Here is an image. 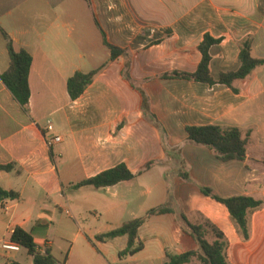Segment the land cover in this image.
I'll return each instance as SVG.
<instances>
[{
  "label": "crops",
  "instance_id": "crops-1",
  "mask_svg": "<svg viewBox=\"0 0 264 264\" xmlns=\"http://www.w3.org/2000/svg\"><path fill=\"white\" fill-rule=\"evenodd\" d=\"M259 1L152 0L154 7L145 12L137 0H0V74L9 64L2 31L15 51L31 56L27 109L0 79V165L12 164L0 170V186L18 193L0 201V264H20L21 249L29 258L25 264H32L25 248L2 249L16 226L31 232L54 264H164L167 253L197 248L180 213L193 224L207 219L224 233L230 264H263L259 250L245 246L249 241L242 240L227 208L200 187L222 198L246 195L264 202V67L234 81L237 91L159 77L194 72L204 33L223 37L210 49L215 81L238 68L239 42L248 35L253 54L264 57ZM102 33L126 55L110 60ZM103 64L71 100L67 80ZM138 88L148 98V114ZM202 125L248 132L246 157L255 163L223 162L207 147L188 143L185 128ZM50 135L61 141L47 145ZM151 160L150 169L116 185L73 187L119 163L137 172ZM182 171L189 180L179 176ZM159 205L172 212L146 219L138 230L140 251L119 258L126 236L95 239Z\"/></svg>",
  "mask_w": 264,
  "mask_h": 264
},
{
  "label": "trees",
  "instance_id": "trees-1",
  "mask_svg": "<svg viewBox=\"0 0 264 264\" xmlns=\"http://www.w3.org/2000/svg\"><path fill=\"white\" fill-rule=\"evenodd\" d=\"M258 11L261 15L264 14V9H262L260 1ZM2 34L6 40L9 64L7 69L0 74V79L21 107L27 109L30 98L28 75L31 66V56L25 50L15 51L7 34L3 31ZM102 35L103 43L110 51V60L126 55L124 49L110 44L105 39L104 33H102ZM222 40L223 37H213L209 33H204L201 42L197 46V50L201 54V59L194 72L172 70L161 74L159 77L162 79L192 80L208 83L210 85L217 83L226 85L233 91H237L233 88L232 83L236 80L245 79L259 68H263L264 57H256L253 54V38L248 35L239 42L238 68L235 71L220 73L217 81H215L211 76L209 67L211 60L210 49L213 45L221 43ZM104 65L105 64L87 73L75 72L67 80V91L71 100H75L83 94L87 86L92 83L95 75ZM124 76L132 83L128 70H125ZM138 91L142 99L141 109L144 113L148 114V98L143 90L138 88ZM185 131L187 133L186 141L188 143L207 147L220 161L247 160L249 164L255 163L254 160L246 157V146L249 140L248 132H244L236 127L219 125L187 126ZM154 163V160L145 163L137 172H132L125 163H119L112 168L103 170L92 177L77 182L73 187L90 186L99 189L113 186L119 182L136 177L142 172L150 169ZM262 164H264V162H262ZM247 167H249V165H247ZM11 169L12 164L0 165V170L9 171ZM179 176L184 180H189L188 173L185 171L179 172ZM200 191L205 196L223 204L227 208L230 218L242 240H249L251 214L263 205V200L246 195L222 198L216 195L211 188L206 186L200 187ZM17 196V192L4 190L0 186V201L14 199ZM171 212L172 209L167 205L152 207L143 216L125 221L121 226L115 229L96 235L95 239L98 241H107L115 237L126 236V245L118 252L119 258H124L143 248V243L138 237V230L147 218L153 215ZM180 217L189 228L190 235L195 240L197 248L180 254L167 253L168 259L164 264H187L192 261H196L197 264H230L227 259L229 243L224 233L218 227L207 219L202 218L199 223L193 224L188 221L183 213H180ZM210 236L211 239L209 238ZM10 241L27 250V253L32 256V264L55 263L54 258L48 252H39L31 232L22 227H14L10 236Z\"/></svg>",
  "mask_w": 264,
  "mask_h": 264
},
{
  "label": "rangeland",
  "instance_id": "rangeland-1",
  "mask_svg": "<svg viewBox=\"0 0 264 264\" xmlns=\"http://www.w3.org/2000/svg\"><path fill=\"white\" fill-rule=\"evenodd\" d=\"M137 1L141 8H143V10L145 9V12H149L154 7V3L152 2V0ZM260 2L262 5V9H264V0H260ZM201 219L199 220L201 221ZM250 220V240H247L249 242L248 245L246 244L245 246H248L253 250L254 248L255 250H259V252L263 255V257H261V261L264 264V207L252 214ZM209 238L211 239V236ZM18 256L21 261L20 264H25V260H27L28 257L24 249H21V251L18 253Z\"/></svg>",
  "mask_w": 264,
  "mask_h": 264
},
{
  "label": "built area",
  "instance_id": "built-area-1",
  "mask_svg": "<svg viewBox=\"0 0 264 264\" xmlns=\"http://www.w3.org/2000/svg\"><path fill=\"white\" fill-rule=\"evenodd\" d=\"M108 5H109L108 7L111 8V5H112L111 2L108 3ZM45 141H46L47 145L52 146L53 144L60 142L61 141V137L60 136H56V135H50V136H46L45 137ZM19 247L20 246L18 244L14 243L12 241H7V242H4L2 244V249L5 250V251H10V252L18 251Z\"/></svg>",
  "mask_w": 264,
  "mask_h": 264
}]
</instances>
